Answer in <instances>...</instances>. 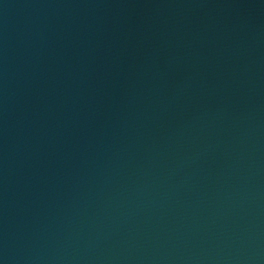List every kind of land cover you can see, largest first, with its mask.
Segmentation results:
<instances>
[{
	"label": "water",
	"instance_id": "95a60500",
	"mask_svg": "<svg viewBox=\"0 0 264 264\" xmlns=\"http://www.w3.org/2000/svg\"><path fill=\"white\" fill-rule=\"evenodd\" d=\"M0 264H264V0H0Z\"/></svg>",
	"mask_w": 264,
	"mask_h": 264
}]
</instances>
